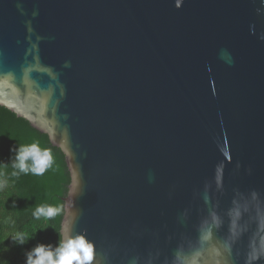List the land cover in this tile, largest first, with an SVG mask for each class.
I'll return each instance as SVG.
<instances>
[{"label":"water","instance_id":"obj_1","mask_svg":"<svg viewBox=\"0 0 264 264\" xmlns=\"http://www.w3.org/2000/svg\"><path fill=\"white\" fill-rule=\"evenodd\" d=\"M177 2L0 0V105L63 152L93 264H170L264 190V0Z\"/></svg>","mask_w":264,"mask_h":264},{"label":"clouds","instance_id":"obj_2","mask_svg":"<svg viewBox=\"0 0 264 264\" xmlns=\"http://www.w3.org/2000/svg\"><path fill=\"white\" fill-rule=\"evenodd\" d=\"M183 0L175 4L180 8ZM15 153L13 168L19 173L42 176L52 167L54 158L50 149H41L38 143L19 145L11 149ZM251 172V170H249ZM215 182L223 187V168L217 166ZM6 182H0V188ZM207 202V201H206ZM64 211L62 204L36 207V219H53ZM210 222L205 220L196 229L194 241L179 244L172 253L170 264H264V190L247 188L236 190L232 206L228 209L227 235L217 238L223 220L210 211ZM247 235V243L241 253L236 245ZM14 243L25 244L22 234L12 237ZM95 243L86 232L73 234L71 225L62 227L55 246L37 244L25 253V264H93Z\"/></svg>","mask_w":264,"mask_h":264},{"label":"trees","instance_id":"obj_3","mask_svg":"<svg viewBox=\"0 0 264 264\" xmlns=\"http://www.w3.org/2000/svg\"><path fill=\"white\" fill-rule=\"evenodd\" d=\"M38 143L41 149H50L54 163L42 176L25 175L13 168L19 145ZM0 264H25V253L37 244L55 246L63 215L45 220L36 219L33 212L41 205H63L70 176L65 157L53 145L47 134L34 128L30 122L0 105ZM22 234L25 244L14 243L12 237Z\"/></svg>","mask_w":264,"mask_h":264}]
</instances>
